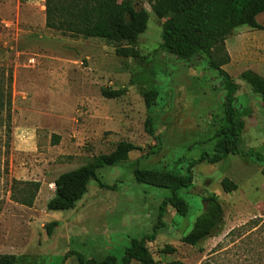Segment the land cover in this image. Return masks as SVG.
I'll return each instance as SVG.
<instances>
[{
	"label": "rangeland",
	"instance_id": "rangeland-1",
	"mask_svg": "<svg viewBox=\"0 0 264 264\" xmlns=\"http://www.w3.org/2000/svg\"><path fill=\"white\" fill-rule=\"evenodd\" d=\"M139 1L149 19L135 44L139 55L125 58L115 53L118 43L46 27L45 0H0V73L11 78L12 93L11 143L0 157V253L14 254L15 264H78L74 255L64 260L68 251L120 259L131 238L151 233L158 206L169 195L148 184L150 174H185L191 159L213 152L216 132L226 124L221 77L202 53L184 60L165 50L162 20L146 0ZM257 21L264 25V13ZM225 43L230 59L222 68L239 85L234 106L244 121L240 146L264 154L261 100L238 77L246 69L264 76V29L239 26ZM101 88L124 93L105 98ZM148 88L157 91L151 115L159 140L144 131L141 90ZM120 140L142 149L97 170L113 189L90 180L72 209L47 210L61 172L110 152ZM223 177L237 189L224 192ZM192 179V187L179 192L188 204L186 215L167 206L165 226L146 243L155 264H264V159L228 154L195 165ZM17 181L40 183L32 205L16 200ZM212 193L222 206L218 228L194 246L181 242L202 210L201 197ZM54 220L58 225L47 235L45 226ZM166 244L175 252L158 253Z\"/></svg>",
	"mask_w": 264,
	"mask_h": 264
},
{
	"label": "trees",
	"instance_id": "trees-1",
	"mask_svg": "<svg viewBox=\"0 0 264 264\" xmlns=\"http://www.w3.org/2000/svg\"><path fill=\"white\" fill-rule=\"evenodd\" d=\"M153 14L162 20L161 45L177 58L191 60L198 53L206 56L209 66L221 77L223 97V112L226 124L216 132L213 152H201L197 158L191 159L185 174L172 171H153L148 184L155 188L166 189L165 196L158 206L156 222L150 234L140 238H131L129 246L124 249L120 259L113 254H107L102 259L85 257L81 252L68 251L64 260L74 255L78 264H155L152 252L147 242H153L158 231L165 226L163 217L167 206L172 207L176 214L184 216L188 212L187 202L180 196V190H188L193 185L192 168L202 162L214 164L224 159L228 154L253 156L257 161L264 159V154L252 148L243 150L240 146V134L244 121L236 116L234 94L239 85L222 68L229 62V54L225 41L239 26L246 25L251 29H264L257 21V16L264 13V0H146ZM45 26L61 32L81 35L83 37H98L107 42L118 43L116 55L136 58L139 55L135 44L138 37L147 27L149 13L139 0H45ZM257 94L264 109V76L246 69L239 76ZM11 78H5L0 73V157L8 151L12 137V93ZM105 98H116L124 93V89L110 90L101 88ZM147 115L144 120V131L155 140L151 110L157 97L154 88L141 90ZM4 149V150H3ZM142 147L131 141L120 140L108 153L92 157L84 164L61 172L53 181V196L47 201V210H70L88 190L90 180H95L100 187L113 189L115 185L101 182L97 170L103 166H113L129 159L133 150ZM159 147L151 148L148 154H154ZM1 163V159H0ZM2 163L0 164V167ZM4 170V167H3ZM137 172V169L134 170ZM21 186L17 189L20 203L32 205L40 183L38 181H17ZM224 192L237 189V184L223 177L220 181ZM202 210L195 218L189 232L181 237V242L194 246L209 237L222 221V206L215 194L201 197ZM58 221L46 224L47 235H50ZM175 247L166 244L158 249V253L172 254ZM16 256L10 253H0V264H15ZM167 264H187L174 259Z\"/></svg>",
	"mask_w": 264,
	"mask_h": 264
},
{
	"label": "built area",
	"instance_id": "built-area-1",
	"mask_svg": "<svg viewBox=\"0 0 264 264\" xmlns=\"http://www.w3.org/2000/svg\"><path fill=\"white\" fill-rule=\"evenodd\" d=\"M27 62H28L29 65H32V64H34L35 60H34V58H29L27 60Z\"/></svg>",
	"mask_w": 264,
	"mask_h": 264
},
{
	"label": "crops",
	"instance_id": "crops-1",
	"mask_svg": "<svg viewBox=\"0 0 264 264\" xmlns=\"http://www.w3.org/2000/svg\"><path fill=\"white\" fill-rule=\"evenodd\" d=\"M225 45H226V43H225ZM28 85L30 86V84L28 83Z\"/></svg>",
	"mask_w": 264,
	"mask_h": 264
}]
</instances>
